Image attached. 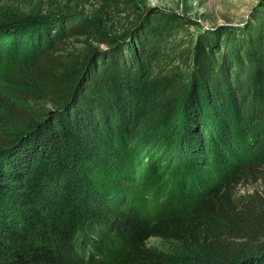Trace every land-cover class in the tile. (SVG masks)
Wrapping results in <instances>:
<instances>
[{
	"label": "trees",
	"instance_id": "obj_1",
	"mask_svg": "<svg viewBox=\"0 0 264 264\" xmlns=\"http://www.w3.org/2000/svg\"><path fill=\"white\" fill-rule=\"evenodd\" d=\"M34 1L0 0L29 100L0 91V264H264V19L112 36Z\"/></svg>",
	"mask_w": 264,
	"mask_h": 264
},
{
	"label": "rangeland",
	"instance_id": "obj_2",
	"mask_svg": "<svg viewBox=\"0 0 264 264\" xmlns=\"http://www.w3.org/2000/svg\"><path fill=\"white\" fill-rule=\"evenodd\" d=\"M130 1L128 7L123 9L118 5L119 0H35L33 3H25L23 9L27 12L81 13L93 19L112 36H119L133 27L138 15L151 7H160L196 21L198 26L191 27V32L199 28H234L243 34L248 25L252 26L258 20L264 19V0ZM92 46L98 47L95 42ZM75 47L83 50L86 44L76 43ZM0 66V91L28 104V91L21 84V76H18L19 64ZM150 245L164 252L169 251L168 245L159 239H152Z\"/></svg>",
	"mask_w": 264,
	"mask_h": 264
}]
</instances>
